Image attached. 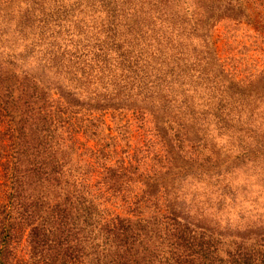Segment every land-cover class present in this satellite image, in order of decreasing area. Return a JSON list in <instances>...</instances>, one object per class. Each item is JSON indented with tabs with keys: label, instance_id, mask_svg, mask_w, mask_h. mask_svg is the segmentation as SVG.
<instances>
[{
	"label": "trees",
	"instance_id": "obj_1",
	"mask_svg": "<svg viewBox=\"0 0 264 264\" xmlns=\"http://www.w3.org/2000/svg\"><path fill=\"white\" fill-rule=\"evenodd\" d=\"M142 2L40 0L36 7L0 0V51L14 40L11 55L0 59V114L8 121L11 146L2 164L6 199L0 205V264H27L18 246L27 232L35 264H264L258 223L246 225L258 230L240 229L234 236L198 231L203 228L197 215L201 189L187 184L184 190L188 175L180 173L177 156L167 162L158 151L173 132L186 133V126L182 131L181 125L161 123L155 114L172 105L183 110L196 95L187 98L180 83L175 90L185 89L186 97L180 107L176 94H169L180 81L175 73L183 69L181 59L173 57L181 50L176 40L145 57L143 65L136 59L140 37L147 34L137 16ZM84 3L91 15L79 10ZM178 6L181 12V2ZM96 16L101 32L90 36L85 25L95 23ZM152 26L148 30L157 35ZM30 59L34 67L19 72ZM52 90L60 94L54 103ZM107 112L135 116L149 137L144 148L120 157L118 136L97 137L95 147L80 146L93 159L88 172L73 170L79 147L72 134L90 133L78 118ZM178 146L183 148V139ZM98 170V189L126 203V215L97 203L86 181ZM163 207L165 216L145 217L147 210Z\"/></svg>",
	"mask_w": 264,
	"mask_h": 264
},
{
	"label": "rangeland",
	"instance_id": "obj_2",
	"mask_svg": "<svg viewBox=\"0 0 264 264\" xmlns=\"http://www.w3.org/2000/svg\"><path fill=\"white\" fill-rule=\"evenodd\" d=\"M14 1L20 6L33 3L31 0ZM39 1L33 5L37 7ZM147 1L141 3L144 11L139 9L137 12L140 24L146 28V32L143 31L147 34L143 39L140 37V50L134 53L136 59L139 58L143 65L145 57L158 55V48L176 40L181 45L177 49L181 50L179 53L175 50L173 57L181 59L183 69L175 73L180 81L172 85L174 90L169 94L171 97L176 94L181 101L178 104L180 107L186 98L183 96L185 89L175 90L180 83L187 88V98L196 95L194 104L184 106L183 110L178 108L176 111L173 105L166 106L155 115L161 123L166 121L179 129L181 125L182 131L183 125L186 126V133L181 132V135L176 136L173 132L170 136L173 139L169 142L168 138L166 144L157 148L162 150L158 151L167 162L177 156L180 173L188 175L187 181L182 184L187 186L184 190L189 188L187 184L193 186V191L201 189L199 192L202 199L199 198L200 211L197 215L200 228H203L198 231L206 233L210 230L221 234L230 231L227 235L234 236L240 229H245L247 233L258 230L257 225L246 227L258 223L261 225L260 232L264 234V0ZM179 2L181 12L178 11ZM88 6L84 3L79 10H87ZM90 11H86L88 15H91ZM100 15L105 17L107 13ZM89 23H86L85 28L89 29L90 36L101 32L97 16L95 23ZM151 26L155 27L157 35L148 30L152 29ZM9 33L11 41L14 37L11 31ZM105 36L101 35L99 40ZM13 42H8L0 51V59L4 55L6 58L11 55ZM28 63L21 65L19 72L34 67L35 59H30ZM164 68L167 69L166 66ZM165 73L167 71L162 70L160 76L164 77ZM46 84H52L49 78ZM52 96V103L59 100V91L52 90ZM220 99L223 103L221 110ZM193 105L194 110L191 108ZM77 122L84 123L83 126L90 133L84 134L82 130L72 134L71 141L79 147L74 158L77 167L73 170L81 168L85 173L93 159L82 154L80 146L83 147L84 143L95 147L97 137L118 136V155L126 157L144 148L149 138L147 132L139 128L131 113L107 112L104 116L95 113L93 116L79 117ZM8 125V121L0 114V205L6 199L2 164L11 154ZM95 131L97 134L91 135ZM181 139L183 148L178 146ZM72 168L67 167L69 170ZM99 173L100 170L91 172L86 181L97 203L102 209L126 215L129 212L126 203L110 198L103 189H98ZM210 176L213 180H209ZM157 213L161 217L165 216V208L147 210L145 217L152 218ZM28 234L24 235L18 245L19 251L27 264H35L33 259L30 260L32 249Z\"/></svg>",
	"mask_w": 264,
	"mask_h": 264
}]
</instances>
